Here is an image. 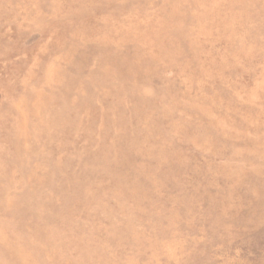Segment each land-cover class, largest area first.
I'll return each instance as SVG.
<instances>
[{"label":"rangeland","instance_id":"rangeland-1","mask_svg":"<svg viewBox=\"0 0 264 264\" xmlns=\"http://www.w3.org/2000/svg\"><path fill=\"white\" fill-rule=\"evenodd\" d=\"M0 264H264V0H0Z\"/></svg>","mask_w":264,"mask_h":264}]
</instances>
